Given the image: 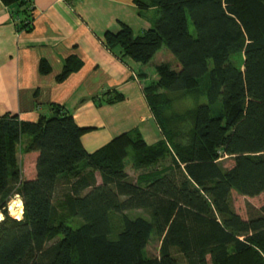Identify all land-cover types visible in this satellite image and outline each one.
<instances>
[{"label": "trees", "instance_id": "obj_1", "mask_svg": "<svg viewBox=\"0 0 264 264\" xmlns=\"http://www.w3.org/2000/svg\"><path fill=\"white\" fill-rule=\"evenodd\" d=\"M9 2L30 30L32 0ZM136 3L156 9L152 27L136 34L122 22L103 41L150 73L143 91L160 138L134 128L90 152L82 138L94 127L65 106L36 121L1 116L0 264H264V203L244 218L232 201L264 193V0ZM77 62L68 57L58 79ZM16 195L21 218L8 211ZM154 239L158 256L147 253Z\"/></svg>", "mask_w": 264, "mask_h": 264}, {"label": "crops", "instance_id": "obj_2", "mask_svg": "<svg viewBox=\"0 0 264 264\" xmlns=\"http://www.w3.org/2000/svg\"><path fill=\"white\" fill-rule=\"evenodd\" d=\"M32 4L31 28L19 30L9 0H0V117L9 113L36 121L41 114L52 115L54 105H62L79 125L94 127L82 138L90 152L134 128L148 141L152 123L159 134L150 133L148 142L158 141L159 126L142 87L150 73L140 63L119 58L103 41L104 33L119 31L122 22L136 34L149 29L156 9L140 10L136 0H32ZM70 56L77 58V68L59 80ZM42 63L50 68L48 73L41 70ZM109 91L122 93L124 99L103 102Z\"/></svg>", "mask_w": 264, "mask_h": 264}, {"label": "rangeland", "instance_id": "obj_3", "mask_svg": "<svg viewBox=\"0 0 264 264\" xmlns=\"http://www.w3.org/2000/svg\"><path fill=\"white\" fill-rule=\"evenodd\" d=\"M191 28L193 29V26L192 25H191ZM157 60H158L157 58L154 59V61H157ZM150 68L152 69L153 67H151V65H150ZM147 82L148 81H145L144 82V84L142 85L143 88L145 86V83H147ZM184 103L185 104H183L181 107H179L180 105L178 107L180 109H186L190 105L191 101L188 100V101H185ZM158 129L160 131V128L159 127H158ZM150 133H153L156 136H157V134H159V133H157V131L155 129V125L153 123H152V129L150 130V132L147 133V139H148L149 142L152 141V138H148L149 137L148 135ZM19 157H20L21 167H22V170H23V175L26 176L27 175L26 174V158H27L26 157V153L19 152ZM222 162H223V164H224L225 167H231L234 164V160L231 157H229V156H224L222 158ZM127 171L129 172L130 176L133 177V178H136L137 174L139 173V170L138 171L135 170L132 167V164L131 163H129V165L127 167ZM98 179L101 180V177H100L99 174H98ZM19 200H21V198L18 195H16L8 203V211H9V213H10L11 216L17 217L16 214H18L20 212V206H19V203L20 202H19ZM14 201L15 202L18 201V202L16 204H14V205H11L12 202H14ZM232 201H233V204H234V207H235L236 211L238 213H240L244 218H248L249 217V206L250 207L251 206L260 207L264 203V193L261 194V195H259V196H256V197H248V196H244L242 194H239L236 191H233V193H232ZM11 207H12V209H11ZM21 208L23 209V205L21 206ZM133 214L134 215H137V214H145V213L143 211H141V210H136V211L133 212ZM21 217H22V215L20 216V218ZM2 218H3V215H2ZM78 225H79V223H77L75 226H78ZM160 245L161 244H160L159 240L154 239L148 245V247H147V253L150 256H158L160 254ZM174 253L176 255H179L176 251H174Z\"/></svg>", "mask_w": 264, "mask_h": 264}, {"label": "bare ground", "instance_id": "obj_4", "mask_svg": "<svg viewBox=\"0 0 264 264\" xmlns=\"http://www.w3.org/2000/svg\"><path fill=\"white\" fill-rule=\"evenodd\" d=\"M18 202V201H17ZM17 202H12V204L11 205H14V204H16ZM19 206H20V212L18 213V214H16V218H20V216L22 215V213H23V209L21 208V206L23 205L22 204V201L21 200H19ZM11 209H12V207H11ZM2 219V214H0V220Z\"/></svg>", "mask_w": 264, "mask_h": 264}, {"label": "built area", "instance_id": "obj_5", "mask_svg": "<svg viewBox=\"0 0 264 264\" xmlns=\"http://www.w3.org/2000/svg\"><path fill=\"white\" fill-rule=\"evenodd\" d=\"M68 1V0H67ZM70 1V0H69Z\"/></svg>", "mask_w": 264, "mask_h": 264}]
</instances>
